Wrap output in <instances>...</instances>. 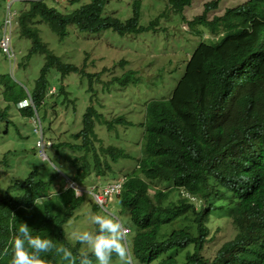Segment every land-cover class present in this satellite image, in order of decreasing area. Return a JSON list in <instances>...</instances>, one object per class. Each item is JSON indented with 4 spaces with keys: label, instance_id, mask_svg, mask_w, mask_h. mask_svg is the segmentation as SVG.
<instances>
[{
    "label": "trees",
    "instance_id": "1",
    "mask_svg": "<svg viewBox=\"0 0 264 264\" xmlns=\"http://www.w3.org/2000/svg\"><path fill=\"white\" fill-rule=\"evenodd\" d=\"M106 1L89 0L70 12H60L45 0H31L26 9L19 11V33L30 40L27 57L35 53L44 56L30 92L35 107L46 94L45 74L50 67L61 76L80 73L89 83L95 76L85 71L83 64L65 62L51 52L39 35L38 25L42 21L62 40L68 36L69 24L79 31L94 33L110 28L122 35L146 31L156 25L160 16L150 20L147 26L138 25L134 6L132 16L120 21L101 15ZM166 1L175 11L190 2ZM243 3L242 8L225 9L220 17L208 20L201 12L190 20L191 31L203 34L207 28L219 37L200 39L170 96L147 102L142 156L136 159L134 169L125 174L127 179L117 197L119 211L128 213L134 228L128 245L139 263L173 264L174 258L162 256L172 248L192 247L184 253L182 264H264V0ZM138 79L133 69H127L113 76L112 81L123 85ZM61 90L67 93L64 88ZM0 97L16 104L26 94L21 86L0 77ZM97 117V112L87 106L76 133L81 144L66 145L87 151ZM103 151L112 158L122 155L112 146L104 147ZM92 155L94 167L102 173L103 156L96 152ZM72 163L78 166L72 179L85 181L89 168L84 155L73 158ZM32 166L25 179L17 181L21 194L0 197V264H10L9 241L22 222L30 223L33 235L49 237L76 255L77 248L61 238V225L52 228L51 217L42 218L31 209L40 190L52 182L50 178L34 181L36 168ZM154 178L170 180L172 186L155 188L147 181ZM171 190L178 191L175 195L186 196L169 200ZM60 195L68 208L61 218L64 222L78 208L82 195L75 196L71 188H65ZM189 196H195L201 204L197 207L196 199ZM222 201L229 203V210L221 209ZM213 216L222 217L223 224L230 218L237 233L224 241L209 259L202 249L212 229L209 223L215 222ZM43 259L46 264L62 261L55 253L43 254Z\"/></svg>",
    "mask_w": 264,
    "mask_h": 264
},
{
    "label": "rangeland",
    "instance_id": "2",
    "mask_svg": "<svg viewBox=\"0 0 264 264\" xmlns=\"http://www.w3.org/2000/svg\"><path fill=\"white\" fill-rule=\"evenodd\" d=\"M87 1L58 0L54 2L45 0L47 5L55 7L60 12H70ZM134 1L107 0L102 7L101 15L113 16L120 21H124L132 16V2ZM137 1L138 25L147 26L150 20L161 13L156 30L149 28L138 33L120 35L112 29L106 28L90 33L79 31L74 24H69L68 36L59 40L44 21L38 25L42 41L47 44V47L53 53L61 56L63 61L77 65L83 64L85 70H87V68L93 69L91 65L97 59V66L94 68L96 71L93 72L102 71L99 73V77L94 79L98 89L95 90L93 84V91L98 92L96 103H101L103 106L97 107L94 100L90 101L86 76L69 72L61 77L54 67H50L46 73V86L50 88V93L47 89L37 113L42 119L43 136L51 141L52 146L46 147V157L41 158L39 147L36 144L38 132L34 131L32 119L21 116L19 113L21 111L16 108L17 105L11 102L13 100H9V102L5 100L6 98L2 99L0 97V110H6L9 119V125L6 123V131L3 130L5 120H0V197L5 194L10 196L21 194L16 183L12 185V182L15 180L21 181L33 170V164L36 168L34 181L50 178L52 182L40 190L38 197L32 203L31 209H38L42 215H45L47 208L55 203L62 210L64 209L63 200L54 196L53 193L62 185L67 174L69 176L73 175L78 166L72 163V159L81 156L83 153L82 149L68 148L65 143H70L71 146L81 144V137L74 136V134L79 131L82 114L91 103L101 113L107 115L108 119L122 115L124 120L133 121L135 124L128 126L117 124L112 130L110 129L116 122H111L110 127L94 124V130L98 135V139L94 141L96 148L99 145L115 144L117 147L122 148L127 156L119 157L115 162L106 158L111 168L107 169L104 175H101L93 165L91 152L86 153L85 158L88 161L89 173L87 181L81 182V184L87 185L88 181L94 179L106 181L119 175H125L134 169L135 158L139 154L142 138V128L137 123L144 120L145 104L150 100L164 99L170 96L173 87L183 73L187 59L199 40L203 38L202 34L191 31L189 27L188 30L184 29V27L187 20L199 14L200 11L202 12L201 2L208 0H192L190 5L182 10L185 16L184 21H182L180 13L168 9L169 5L166 0ZM219 2L222 8L208 10L209 17L218 14L222 9L240 4L241 0H219ZM6 4L7 0H0V35L1 25L6 14ZM11 7L18 12L26 9L28 2L14 0ZM167 10L169 11L167 12ZM11 46L15 55L14 61L11 59V62H9L7 56L0 51V77L3 80L12 81L15 86H22L30 94L44 57L39 53L32 54L29 57L25 56L30 47V40L20 35L14 19L12 22ZM120 60L125 62L120 64ZM89 64L90 66H88ZM127 69L135 71L139 78L136 83L130 82L126 85H119L114 82L109 85V90H102L113 76H119ZM105 71L107 72L103 73ZM100 76L103 79H100ZM61 88H64L67 93H62ZM27 99L29 101V97ZM154 180L150 182L162 188H166L167 185L172 186L170 180L162 178H154ZM177 192V190H171L169 199L175 200L179 196V193L175 195ZM93 204L96 205V210H94ZM200 204V200L196 198V206L198 207ZM105 208L109 209L110 214L119 217L130 228L127 236L128 244V239L134 232H132L133 227L128 213L120 212L115 205L110 207V204H107ZM221 209L223 211L229 210V203L222 201ZM26 210L22 213H25ZM104 213L107 212L94 203L89 192H85L74 216L61 224V238L69 246L71 244L77 248L76 255L85 246L75 241V234L83 230H93L92 216L95 214L103 215ZM213 219L215 222L210 223L212 229L202 249L204 256L209 259L214 256L223 241L232 238L235 234V225L230 218H227L224 224L222 217L213 216ZM58 222L59 220L57 222L52 221L50 226L54 228ZM95 229L96 225H94ZM191 248H172L171 251L169 250L170 253L163 255L162 258L172 257L175 264L182 263L184 253ZM131 258L134 264H155L157 262L139 263L132 255ZM60 263L67 264L62 261ZM113 264H119L115 256L113 257Z\"/></svg>",
    "mask_w": 264,
    "mask_h": 264
},
{
    "label": "clouds",
    "instance_id": "3",
    "mask_svg": "<svg viewBox=\"0 0 264 264\" xmlns=\"http://www.w3.org/2000/svg\"><path fill=\"white\" fill-rule=\"evenodd\" d=\"M13 1L14 0H7L6 14H5V17L3 20V24L1 25V35H0V43H1L2 39L7 37V50H3L1 45H0V51L7 56L9 62H11V59L13 61L15 59V55H14V52H13V49L11 46V32H12L13 19H14V22L18 26V23H17V17L18 16L17 15L19 12V11L17 12L15 9H13L11 7V3ZM20 1H22V0H20ZM23 1L29 2L31 0H23ZM52 1H54V0H52ZM191 1L192 0H190L189 4L183 5V7L178 11L171 9V6H168L169 7L168 9L169 10L171 9L172 11L180 13L181 19H182V21H184L185 16H184L182 10L185 9L186 6L190 5ZM244 1H246V0H241L240 4H237V5L232 6V7H227V8H233V7L242 8V7H244L243 6ZM201 4H202V13H204L206 15V18L208 20H210L214 17L222 16L225 9H227V8L222 9L221 12H218V14L216 13L212 17H209V15L207 13L208 10H210V9H216L217 10V8H220V9L222 8V5L220 4L219 0H208L206 2H201ZM132 6L138 7V1L135 0L134 2H132ZM134 10L138 11L137 8H135ZM169 10H167V12ZM199 14H201V11L199 12ZM199 14H196V15H199ZM160 15H161V13H160ZM190 20H187V24H189ZM157 23H158V17H157L156 25L151 27L152 30H156ZM187 24L184 27V29L188 30ZM204 31H206L207 33H205ZM204 31H203L204 33L202 34V36H203L205 41H208V38H209V40H211V39H216L219 37L218 34L209 33L207 28H205ZM258 36L262 37L261 33H258ZM46 46H47V44H46ZM25 56L27 57V55H25ZM59 57H61V56H59ZM96 61H97V59H95L94 64L91 65V66H93V69L87 68V70H85V71L94 73L93 71H96L94 68L97 66ZM43 63H44V61H43ZM88 66H90V64ZM104 66H105V64H104ZM101 71L102 70L94 73L95 76L91 79V83L88 82V86H87V90L90 91L89 99H90V101L94 100L95 103H96V98L98 96V92L93 91V88H94L93 84L95 86L94 89L97 90L98 88L94 82V79L99 77V73H101ZM106 72L107 71H105L103 73H106ZM38 76H39V74H38ZM38 76H37V78H38ZM37 78L34 80L33 87L36 84ZM100 79H103V78L100 76ZM114 82L118 83L117 81H112V79H110L109 83L107 85H105V87L102 90H104V91L109 90L110 89L109 85L114 83ZM128 83H130V82H128ZM133 83H136V82L133 81ZM126 84H123V85H126ZM119 85H122V84H119ZM47 89L50 93V88H46V93H47ZM24 91L26 94V98L20 99L16 103V105H17L16 108L19 111H21V112H19L21 116L27 117L28 119H30V118L32 119L34 131L38 132V138L36 140V144L39 147L38 149H39L40 157L45 158L46 157L45 149L48 146H52V143L50 140H48L46 137L44 138V136H43L42 119L37 113V109L41 105L35 107L33 100L31 98V93L29 94L28 90H25V89H24ZM28 97H29V101L27 99ZM2 99H4V98L2 97ZM5 100L9 101L7 99H5ZM72 102H73V100H72ZM40 104H41V102H40ZM96 105H97V107L103 106V104H101V103L100 104L96 103ZM88 106L93 108L94 111L97 112V114H98V117L94 121V124L97 123L98 125L101 124L105 127H110L111 122H116V124L110 130H112L117 124H125L126 126H128L130 124L131 125L135 124V122H133V121L131 122V121L124 120L122 118V115L116 116L115 118H109L108 119L107 115H104L103 113H101L96 107H94V105L92 103ZM144 108H145L144 120L143 121L141 120L142 122L137 123L142 128L141 129L142 130L141 145H142V141L144 139V135H145L144 133L146 131L147 104H145ZM85 111H86V109H85ZM0 113H2V117H0V120H5V127L3 130L6 131V123H8V125H9L8 114H7L6 110H0ZM34 113H35V115H34ZM93 132H94V137L92 138L93 140L89 142L90 145H89V148L87 151H84L82 149L83 150L82 154L84 155V158H85V154L88 152H91V154H93V152H96V154L102 155L103 156V159H102L103 166H102L101 175H104L106 170L111 168V165L106 160V158H109L112 162H115L119 157L127 156V153L124 152V150L122 148L117 147L115 144H107L105 146L99 145L96 148L94 145V141L98 139V135H96L94 127H93ZM76 133L74 134V136H76ZM65 145H66V143H65ZM75 145H79V144H75ZM66 146L69 148L68 145H66ZM107 146H112L114 149L120 150L122 155H120V156L116 155L115 158H112L108 152L103 151V148L107 147ZM141 156H142V153H141V147H140V151H139V154L137 155V158L141 157ZM137 158H135V163H136ZM85 160H86V158H85ZM92 160H93V155H92ZM106 164H108V168H106ZM54 170H56V169H54ZM67 172H68V170H67ZM72 176H69L67 174L63 179L62 185L59 187V189L57 191H55L53 193V195L58 197L59 199L63 200V198L60 195V192H62L65 188H71L73 190V193L75 196L82 195V197H83V194L85 192H89L91 194L92 199L94 200V203L99 205L104 211L107 212V213H104L103 215L95 214L92 216V223L94 225H96L95 230H83V231H79L75 234V236H74L75 241L81 245H84L85 247L79 252L78 255H74L70 248L65 247L64 245H58V244L54 243L53 240L49 237H42L40 235H33L31 228L28 225L30 223L29 222H22L19 224L18 229L15 231L12 239L9 241V244H10L11 249H12V256H11L10 264H46L45 259H43V254H48V253H55V255L59 256L62 261H66L67 264H113V257L114 256L118 259L119 264H134V261L131 258L130 248L128 247V244H127V236H128V233L130 232V228L127 227L125 225V223L119 219V217H117L113 214H110L109 209L105 208V206L107 204H110V207H114V205H115L118 208L117 197L119 196V194H120V192L124 186V182L127 179L125 177V175H119L115 178H111V179H108L106 181H97L98 179L97 180L94 179V180L88 181L89 183L87 185H82L81 182L74 181L72 179ZM25 177L22 178V180H24ZM22 180L21 181L15 180L14 182H12V185L15 183L17 185H19L20 182H22ZM17 181H20V182H17ZM85 181H87V179ZM85 181H83V182H85ZM147 181L151 185H153V187H155V188L167 189V188L171 187L170 185H167L166 188H162L160 186L154 185L150 182V181H155L154 179H148ZM158 183H160V182H158ZM162 185H164V184H162ZM17 188H18V186H17ZM40 194H43V193H40ZM5 195H7V194H5ZM46 195H48V194H46ZM179 195L186 196L184 193H180ZM8 196H10V195H8ZM189 197L192 199L194 197L196 199L195 196H189ZM63 203H64V201H63ZM64 206L65 207L62 210L55 203L52 206L47 208V212L45 213V215H42L38 209H36V212L42 218L47 217V216L51 217V220L53 222H57L59 220L58 223L61 225L62 223L66 222L68 220V218L70 220V215H69V216H66V219L64 222H61V218L65 217L66 213L68 212V208H67V205L65 203H64ZM54 208H55V210H54ZM93 208H94V210H96V205L93 204ZM76 210L73 211L71 217L74 216ZM13 215L15 216V214H13ZM209 226H210V223H209ZM133 229H132V231H133ZM9 230L10 231L12 230V224L11 223H9ZM236 233H237V231L235 229V234ZM232 238H230V239H232ZM230 239H228V240H230ZM225 241H227V240H225ZM5 251H7V249ZM93 257H94V259H93ZM173 264H175V263H173ZM177 264H182V263L178 262Z\"/></svg>",
    "mask_w": 264,
    "mask_h": 264
},
{
    "label": "built area",
    "instance_id": "4",
    "mask_svg": "<svg viewBox=\"0 0 264 264\" xmlns=\"http://www.w3.org/2000/svg\"><path fill=\"white\" fill-rule=\"evenodd\" d=\"M0 45H1V47H2L3 50H7V37H5L4 39H2Z\"/></svg>",
    "mask_w": 264,
    "mask_h": 264
}]
</instances>
